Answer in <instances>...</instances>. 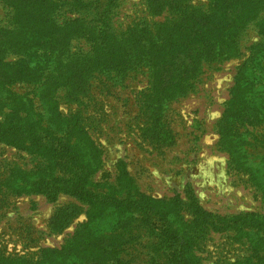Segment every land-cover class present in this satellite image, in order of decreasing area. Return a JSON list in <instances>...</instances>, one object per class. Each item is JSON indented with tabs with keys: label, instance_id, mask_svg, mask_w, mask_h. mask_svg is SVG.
<instances>
[{
	"label": "trees",
	"instance_id": "16d2710c",
	"mask_svg": "<svg viewBox=\"0 0 264 264\" xmlns=\"http://www.w3.org/2000/svg\"><path fill=\"white\" fill-rule=\"evenodd\" d=\"M166 5L170 8L167 21L151 27L149 21ZM0 7V143L21 156L0 162V209L23 195L40 194L50 202L61 194L72 196L80 204L70 203L57 213L54 227L64 229L85 213L66 244L76 248L82 239L109 240V251L125 255L106 264H136L140 254L127 259L126 247L138 244L142 237H147L144 247L153 251L152 264H187L192 250L201 249L208 232L218 228L245 244L247 237L259 239L258 229L252 230L257 225L246 226V222L249 216L264 222V214L221 216L204 209L194 195L188 201L180 195L151 197L138 188L122 159L111 179L96 133L109 115L104 97L113 95V86L122 89L129 79L142 74L149 78V86L137 99L136 117L141 136H151L160 117L167 115V100L193 89L205 63L242 54L240 33L250 21L264 38V0H208L206 8L195 0H147L149 17L137 18L125 29L115 20L119 0H0ZM179 36L187 38L190 46H202L196 51L188 46L181 56L172 58L170 44ZM262 41L254 43L239 68L254 57L252 50ZM207 44L215 47L209 49ZM161 63L166 70L172 68L159 89ZM261 76L257 74L254 83L260 112L255 119L264 123ZM17 83L27 85L29 91L17 92L13 88ZM230 109L231 104L226 114ZM236 116L230 113L226 119L231 122ZM248 134L240 139L264 149L263 136ZM256 156L264 164V150ZM238 157L233 154L235 163ZM237 165L232 167L238 169ZM252 175L264 196V177ZM46 252L51 250L35 255L2 252L0 264H75L73 258L79 255Z\"/></svg>",
	"mask_w": 264,
	"mask_h": 264
},
{
	"label": "rangeland",
	"instance_id": "374dc122",
	"mask_svg": "<svg viewBox=\"0 0 264 264\" xmlns=\"http://www.w3.org/2000/svg\"><path fill=\"white\" fill-rule=\"evenodd\" d=\"M195 2L204 8L208 4V0ZM119 3L115 20H118L122 29L134 25L137 18L149 17L147 0H119ZM169 9L168 5L164 6L148 24L154 27L159 22H166ZM2 13L0 7V15ZM254 24V21H250L240 33L242 54L205 63L193 89L173 95L167 100V115L160 117L161 122L156 129L152 128L148 138L141 136V123L136 117L139 114L137 99L149 86L147 76L139 74L129 79L122 89L113 86V95L103 96L109 115L96 137L103 150L105 170L112 173L111 179H115L116 164L122 159L127 162V168L138 188L151 197L170 199L180 195V199L188 201V197L194 195L204 209L221 216L264 214L262 189L252 175L256 173L264 177L261 171L264 164L256 156L264 149L249 145L252 141L240 139V136L247 138L248 132L264 137V123L255 119L260 117V112L256 103L259 97L254 85L257 74L262 75L264 81V38ZM179 38L170 44V52L174 53L172 58L181 56L187 51L186 47L190 46L187 38ZM260 41L263 43L252 50V55L255 52L254 57L239 68L251 54L254 43ZM200 44L190 46L189 49L196 51ZM208 47L210 49L215 46ZM171 53L165 52V55ZM187 61L190 62L189 59ZM261 65L263 70L256 68ZM171 68L166 70L160 64L159 89L163 88ZM13 88L19 93L29 91L27 85L22 83L14 84ZM260 101L264 104V99ZM229 103L231 109L226 114ZM160 105L161 102L157 100L155 107ZM230 113L237 114L231 122L226 119ZM221 134L225 137L224 141ZM231 154L239 156L236 163ZM18 157L21 156L16 149L0 143V162L3 159L16 160ZM236 164L238 169L232 167ZM70 203L80 204L66 194H61L56 202H50L40 194L12 199L9 206L0 209V254L35 255L41 254L42 249H50L51 252L46 254H79L81 257L76 255L77 258H73L77 262L75 264H106L111 263V258L125 255L109 251V240L94 239L89 242L82 239L76 248L67 245L66 240L73 236L79 229L78 223L86 217L82 213L64 229L55 228L53 217L61 211L63 213ZM83 208L85 210L86 205ZM249 217L246 226L255 223L257 227L252 230L258 229L261 234L259 239L247 237L249 240L245 244L234 240L233 236L231 238L229 232L219 228L211 230L199 242L201 249L192 250L187 264H231L227 262L233 263L236 260H242L240 264H264V222ZM137 243L139 245L126 247L127 259L140 254L136 264H152L150 255H154L151 254L153 251L147 249L148 245L144 247L147 237L139 238ZM59 249L64 250L58 252Z\"/></svg>",
	"mask_w": 264,
	"mask_h": 264
}]
</instances>
